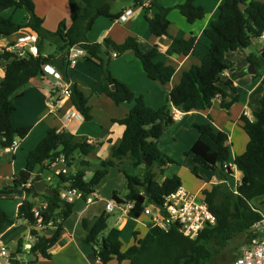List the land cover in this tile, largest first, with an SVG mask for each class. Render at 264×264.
Instances as JSON below:
<instances>
[{
	"label": "trees",
	"instance_id": "16d2710c",
	"mask_svg": "<svg viewBox=\"0 0 264 264\" xmlns=\"http://www.w3.org/2000/svg\"><path fill=\"white\" fill-rule=\"evenodd\" d=\"M118 1L69 0L71 25L68 26L66 21H63L57 31L51 32L43 27V20L36 15L35 3L32 0H0V35L10 37L24 29H29L39 39L37 56L24 48L14 52L0 49V59L11 61L6 66L5 79L0 85V136H2L0 145L4 149H10L14 146L16 138L24 139L30 132L29 127L15 128L12 124L14 99L24 94L33 79L44 74L46 65L54 64L60 71L66 65L68 67L70 49L79 46L88 60L100 62L102 92L118 106L134 104L126 118L114 120L125 127V132L121 145L113 152V159H123L130 154L135 160V166H145L149 175L140 180L122 170L126 177L128 194L121 197L118 192H114L113 200L119 206L135 202L128 216L139 219L149 205L148 202L162 206L166 198L182 186L180 177L165 178L162 182H158L154 172V169L158 168L163 173L165 167L176 163L160 150L157 142L165 131L176 123L172 108L175 107L184 113L202 111L210 109L216 98H222V108L229 111L238 103V90L229 80L235 81L243 74L232 72L234 66L227 63L226 56L228 53L249 49L255 40L264 37V2L225 0L220 7L219 19L213 21L211 26L204 30L211 45L202 65L194 66L184 73L180 84L171 91L167 105L152 109L147 106L143 96H136L127 84L112 75L109 70L110 57L107 49L111 47L118 52H135L148 77L167 84L172 80L175 69L173 66L156 62L159 55L157 47L149 52H143L133 36H129L122 44H116L110 39L103 43H90L87 38V34L99 18L111 20L121 18L123 12L113 11ZM125 1L132 2L135 7H144L148 2V0ZM153 8H156L158 13L154 16H146L151 33L157 37L167 36L172 39L176 44L174 49L176 55L194 53L198 43L197 35L186 40L180 37L173 38L168 33L171 24L169 16L173 8L163 7L157 0H152L148 10ZM11 9L25 10L29 15V22L22 25L14 18L6 17L5 12ZM175 9L190 24L202 22L207 18L205 8L197 5L196 0H187L185 4ZM47 45L54 46L55 52L46 54ZM247 59L257 69L256 77L259 75L263 77L264 87V58L250 53ZM226 71L232 73L229 78L223 77ZM223 83L229 86L230 93L222 89ZM71 91L73 105L85 121L90 122L92 115L88 98L76 85L71 87ZM228 97L232 98L227 102ZM253 116V120L246 116L242 117L243 129L248 135L249 142L245 152L235 158V165L242 174V184L236 190L223 183L228 180V175L232 174L224 168V165L231 160L228 135L224 132H216L211 123L196 125L199 138L187 155L193 157L195 165L192 173L196 177H199L200 168H204L212 171L218 181L222 182L210 190L203 191L210 210L217 218L216 226L206 228L196 239L184 236L175 227L169 232L153 228L156 230V235L150 243L144 245L141 240L136 239L134 245L123 251L124 244L120 239L113 242L105 238L100 240L108 228L110 218L108 214H103L92 228L88 227L85 220L83 221V227L88 233L85 243L93 249L90 259L99 264H109L114 260L119 264L124 261H128L129 264H213L217 258L226 256L227 261L222 264H232L239 254L233 256L232 261H228L226 251L230 244L239 238L248 239L253 226L264 218L254 205L255 200L264 197V94L260 100V108ZM95 149V144L78 139L68 131L51 129L41 143L29 153L25 169L17 175L13 184L0 188V199L25 197L18 209V219L32 226L37 224L33 212L35 203L32 199L42 197L47 204L46 208H41L42 221L47 225L53 220L54 227L50 236L39 237L34 244L31 252L36 256L47 260L52 258L51 250L61 236L63 223L75 208L74 203L62 199L61 193L65 190L79 191L86 200L95 193L96 187L115 163L113 160L101 162L89 181L86 180V172L82 170L67 176L63 173L53 174L56 183L49 185L54 191L53 196L33 193L35 176L52 173V165L62 158L68 166L79 158L82 166L91 167L92 163L88 157ZM145 160L151 161L152 166L149 167ZM139 185L147 188L151 195L149 200L143 191H137ZM14 224L15 221L0 206V234ZM32 234H36L35 230ZM244 242L240 243L238 252ZM16 256L17 254L13 255Z\"/></svg>",
	"mask_w": 264,
	"mask_h": 264
},
{
	"label": "crops",
	"instance_id": "0c3cea01",
	"mask_svg": "<svg viewBox=\"0 0 264 264\" xmlns=\"http://www.w3.org/2000/svg\"><path fill=\"white\" fill-rule=\"evenodd\" d=\"M32 1L35 3V13L43 20V27L46 30L57 31L63 21H66L68 26L71 25L69 0ZM257 1L264 2V0ZM157 2L163 7L175 9L177 6L185 4L187 0H157ZM224 2L225 0H196L197 5L205 8L207 18L194 24L188 23L177 10H172L170 13L171 24L168 28V33L171 37L189 40L193 35H197L198 43L196 49L190 55H176L174 53L176 44L172 39L167 36L157 37L151 33L146 16H154L158 13L156 8L148 10L142 6L135 7L132 2L125 6L117 5L113 11L115 13H124L127 10H133L134 15L125 20L121 18L111 20L101 17L87 34V38L90 43H103L105 40L110 39L116 44H122L129 36H133L137 39L143 52H149L157 47L159 55L156 58V62L173 66L175 69L172 80L167 84L150 79L135 52H118L111 47L107 51L110 57L109 70L112 75L127 84L136 96H143L148 107L159 109L168 104L171 91L180 84L184 73L194 66L202 65L211 45L210 40L204 34V30L209 28L213 21L219 19L220 7ZM5 16L14 18L18 24L23 25L29 22V15L25 10L11 9L5 12ZM20 20L21 22H19ZM31 34L32 32L29 29H24L12 37H15L17 42L19 38ZM8 38L0 35V49H7L10 52L16 51V49H13L16 42L9 41ZM263 42L264 37L255 40L253 46L249 48L250 53L262 56L264 46L261 43ZM256 43L260 44V49L253 52L252 48ZM45 51H47V46ZM242 52L245 58L239 56L238 51L228 53L226 56L228 64L236 65L232 72L243 74L235 81L231 80L238 90V103L227 111L222 108V98H216L210 109L184 113L181 120L170 126L157 142L160 150L176 163L165 167L163 173L158 168L154 169L156 173L155 179L158 182H162L165 178L178 176L182 180V187L192 193H203L204 190H210L212 187L221 184L210 170L209 174L202 172V169L199 170V177L192 173L195 163L193 158L191 159L187 153L193 148L199 138L196 125L211 123L216 132H224L228 135V144L231 147L230 163L235 164V158L245 152L249 138L243 129L242 117L245 112L253 115L255 111L259 110L264 87L262 84L263 77L260 75L256 77L257 69L255 67L254 74L249 73L251 64L247 59L248 54L245 51ZM114 53L118 54L117 57L113 56ZM230 54H233V56H230ZM10 62L0 59V85L5 79L6 66ZM240 65L241 67H239ZM50 66L57 69L54 64H50ZM61 72L71 87L76 85L88 98L92 120L90 122L85 121L73 105L71 97L64 98L60 107L55 112L50 113L49 102L55 95L56 83L45 72L42 76L33 79L25 89L24 94L13 101L14 110L11 117L13 126L15 128L29 127L30 132L24 139L16 138L14 147L10 149H4L0 145V188L13 184L17 175L25 169L29 153L41 143L51 129L68 131L78 139L86 140L88 143L96 145L95 151L88 157L92 166L84 167L81 165V159L76 158L72 165L67 166L66 176L82 170L86 172L87 180V174L91 173V176H93L96 167L101 162L113 160L115 163L113 167L120 168L121 172L122 170L130 174L132 172L131 176L143 180L147 174L146 167L135 166V160L130 154L123 159H113V152L121 145L125 132V127L114 120L126 118L134 104L118 106L102 92L100 62L98 60H88L86 54L78 59L76 65L65 66ZM231 74L230 71H226L223 77L229 78ZM221 87L227 93H230L229 86L225 83L221 84ZM231 98L228 97L227 102ZM72 114H75V116H72ZM64 165L65 163L63 162L54 165L51 169L52 173L41 175L42 180L45 183L55 184L56 179H54L53 174H58L64 168ZM107 177L108 174L102 182ZM236 177L242 179V174L238 170ZM229 178L231 177L229 176ZM230 181L229 179L228 185L232 187ZM101 183L96 189L101 186ZM96 189L95 194L98 199L92 204H87L80 193H75L73 202L75 208L70 217L63 223V231L57 244L51 250L52 258L50 260L37 256L35 262L22 263L18 261L17 264H98V262L90 259L93 249L85 243L88 233L83 227V221L85 220L88 227L92 228L103 214H108L111 217L116 211H118L119 215L113 227L115 230L112 233V239L108 241L122 240L124 244L123 251L134 245L136 239L138 241L141 240L144 245L152 241L155 236L146 241L147 243L145 242L151 236L150 230L152 227L149 217L142 215L139 219H132L119 208L108 212L107 206L113 201L114 193L101 196ZM115 190L117 189L115 188ZM24 200L25 197L0 199L1 208L15 221L14 225L7 227L1 233V241L11 256L23 253V247L25 244L30 243V237L33 235V226L24 220L18 219V209ZM32 202L35 203V206L45 203L42 197H34ZM52 230V228L35 230V236H37V239L43 236L48 237L51 235ZM20 242H22L21 245ZM12 246L14 247L13 250ZM19 249H21V253H19ZM114 262L116 260L109 264ZM127 262L124 261L121 264Z\"/></svg>",
	"mask_w": 264,
	"mask_h": 264
},
{
	"label": "built area",
	"instance_id": "2783aa9c",
	"mask_svg": "<svg viewBox=\"0 0 264 264\" xmlns=\"http://www.w3.org/2000/svg\"><path fill=\"white\" fill-rule=\"evenodd\" d=\"M151 1L148 0L145 3V8L151 7ZM134 15L133 10H127L121 16V19L125 20ZM38 36L31 34L26 37L19 38V40L14 44L16 50L28 48L29 52L34 56L38 55ZM28 46V47H27ZM85 52L83 50L73 47L70 49L68 57V67L77 64L78 59L83 57ZM117 53L113 56L117 57ZM44 72L49 74L55 81V95L49 102L50 113L56 111L64 98L71 97L72 91L69 83L66 82L64 75L61 71L46 65L44 67ZM172 115L175 121L181 120L184 112L173 107ZM75 116V114H72ZM244 116L248 117L250 120L254 119L251 113L245 112ZM15 145V144H14ZM14 147V146H13ZM59 162L65 163L64 168L58 172V174L67 173V164L62 158L55 162L52 167ZM225 170L232 172L228 176H233L236 179V186L239 187L242 184V180L236 177L237 166L230 162L224 165ZM229 180V178H228ZM228 180L223 181V183L228 184ZM220 183H222L220 181ZM235 188V190L237 189ZM82 193L75 190H65L61 193L62 199L69 203H73L75 199V193ZM98 197L95 193L91 194L85 202L87 204H92L97 200ZM135 202H128L124 205L119 206L114 200L111 201L107 206V211L112 212L114 209L119 208L123 210L126 214L134 208ZM47 204L36 205L33 209L34 216L37 219V224L33 226L34 230H46V228H53L54 221H50L47 225L43 224L41 208H46ZM143 215L150 218V225L152 228L169 232L173 227L177 228L184 236L191 239H196L206 228L214 227L217 225V218L210 210L208 203L206 202L203 193H192L185 189L184 187H179L173 194L168 196L165 203L162 206L152 205L151 203L144 210ZM37 236L34 234L30 237V243L25 244L23 247V253L31 252L35 242H37ZM241 246L239 255L232 264H264V218L256 223L252 230L251 235ZM11 256L7 248L3 245L1 241L0 234V258H5L7 261L0 264H17L16 262L9 261L10 259H18ZM99 264V262H98Z\"/></svg>",
	"mask_w": 264,
	"mask_h": 264
},
{
	"label": "rangeland",
	"instance_id": "374dc122",
	"mask_svg": "<svg viewBox=\"0 0 264 264\" xmlns=\"http://www.w3.org/2000/svg\"><path fill=\"white\" fill-rule=\"evenodd\" d=\"M126 4L129 5V1L119 0L115 4V6H117V5L118 6H125ZM174 10H177V9H173V11ZM19 22H21V20ZM8 40L14 42L15 41V37L11 36V37L8 38ZM261 45L264 46V42L261 43ZM258 49H260V44L256 43V45L252 48V50H253V52H256ZM54 52H55V47L47 45L46 53L47 54H51V53H54ZM238 54H239V56L245 58V55L243 54L242 51H238ZM230 56H233V54H230ZM230 58H232V57H230ZM237 63H239V62H237ZM234 66L236 67V65H234ZM239 67H241V65ZM189 157L191 159L193 158L192 156H189ZM200 170L202 172H207L209 174V170L206 171V169H204V168H200ZM131 174H132V172H131ZM131 174L129 173L130 176H131ZM230 177L231 178H229V179L231 180L230 182L232 184V187L235 189L237 187L236 186V178L233 177V176H230ZM44 178H46V176H44ZM91 178H92L91 173L87 174V181L91 180ZM160 179H162V178H160ZM46 184H47V186L50 185L49 182H46ZM115 188L117 190H115ZM96 190H97L98 193H100L101 196L107 195V194H113L114 192H118L121 197H124L125 195L128 194V190L126 189V178H125V175L120 171V168H117V167L110 168L109 169V173H108V177L101 183V186L99 188H97ZM254 205L259 209V211L264 216V197L261 198V199L255 200L254 201ZM118 215H119L118 211L114 212L111 215V217H110V219L108 221V228L102 234V236L100 237L101 241H102L103 237L106 240L112 239L111 238L112 237V233L115 230L113 227H114V224L117 221ZM150 231H151V236L148 239H146L145 242L149 241L156 234V230L155 229L152 228ZM244 241H245L244 238H239V239L235 240L233 243L230 244L228 250L226 251V254L228 256L227 258L229 259L228 261H232L234 259L233 256H237L239 254L238 247L240 246V243L242 244V242H244ZM13 249H14V247L12 246V250ZM226 261H227L226 260V256H222V257H219L216 260H214L213 264H222V263H224ZM112 264H119V263L116 261V262H114ZM125 264H129V262H127Z\"/></svg>",
	"mask_w": 264,
	"mask_h": 264
},
{
	"label": "water",
	"instance_id": "95a60500",
	"mask_svg": "<svg viewBox=\"0 0 264 264\" xmlns=\"http://www.w3.org/2000/svg\"><path fill=\"white\" fill-rule=\"evenodd\" d=\"M77 49L82 50V48H80L79 46H77ZM244 51L246 52V54L249 55L250 50L249 49H244ZM262 57L264 58V53L262 54ZM255 72V68L254 65L251 64L250 68H249V73L254 74ZM231 82V84H233V82L231 80H229ZM2 140V136H0V141ZM145 162H147L148 166H152L151 161L145 160ZM221 167V165H220ZM146 175H149V172H147ZM33 193H38V194H44L47 196H53L54 195V191L47 186V184L42 180L41 175H36L34 178V183H33V188H32ZM137 191L141 192L143 191L146 194L147 199L149 200L151 198V195L148 193V190L146 187H144L143 185H139L137 187ZM148 204H150L148 202ZM18 259H10L9 261L11 262H16V261H20L22 263H27V262H35L37 260V256L34 253H21L18 255L17 257ZM7 260L5 258H0V263H5Z\"/></svg>",
	"mask_w": 264,
	"mask_h": 264
}]
</instances>
